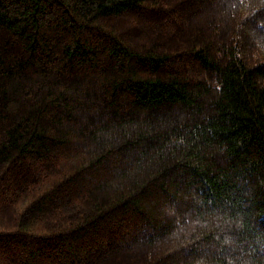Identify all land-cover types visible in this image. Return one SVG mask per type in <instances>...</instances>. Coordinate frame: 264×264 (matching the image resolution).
<instances>
[{"label": "trees", "instance_id": "trees-1", "mask_svg": "<svg viewBox=\"0 0 264 264\" xmlns=\"http://www.w3.org/2000/svg\"><path fill=\"white\" fill-rule=\"evenodd\" d=\"M219 1L0 0V264H264V0Z\"/></svg>", "mask_w": 264, "mask_h": 264}, {"label": "rangeland", "instance_id": "rangeland-1", "mask_svg": "<svg viewBox=\"0 0 264 264\" xmlns=\"http://www.w3.org/2000/svg\"><path fill=\"white\" fill-rule=\"evenodd\" d=\"M221 2H223V0H220L219 2H217V4L216 5H213V4H205V5H197L194 9H199V11H200V14L203 12L204 14H207V15H209V16H211V15H213V14H221L220 12H219V6L221 5V4H223V3H221ZM192 9V8H191ZM193 9V10H194ZM151 17L150 16H147V15H145V14H138L136 17H135V19H136V21L133 23V24H131L130 25V27H129V32L131 33V32H133V33H138V32H135V31H139V30H141V29H143V27H144V25L145 26H151L152 28H153V26H157L158 28H159V30L160 29H162V31H163V27H165V20H164V18L162 19V18H160V19H157V20H151L150 19ZM126 19V20H125ZM207 19H208V16H207ZM124 22L125 21H127V18H123L122 19ZM187 20V19H186ZM151 22L152 23H154L153 25L151 24ZM125 24V23H124ZM174 24H176L175 23V21H174ZM145 28V27H144ZM157 28V29H158ZM138 34H140V33H138ZM156 34V33H155ZM149 35H152V36H150L151 38H153L154 37V33L153 32H151V33H149ZM129 39H131L130 37H129ZM157 39H159V38H157ZM31 174H29V175H27L26 177H25V175H21V177L20 178H18V183L17 184H19L20 182H21V180L22 179H30L31 178Z\"/></svg>", "mask_w": 264, "mask_h": 264}]
</instances>
